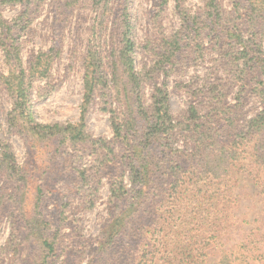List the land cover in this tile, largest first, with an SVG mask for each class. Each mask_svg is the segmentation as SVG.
I'll return each mask as SVG.
<instances>
[{
    "label": "trees",
    "instance_id": "16d2710c",
    "mask_svg": "<svg viewBox=\"0 0 264 264\" xmlns=\"http://www.w3.org/2000/svg\"><path fill=\"white\" fill-rule=\"evenodd\" d=\"M32 1L0 0V11L4 4L22 2L28 12ZM92 1L103 9L101 34L106 33L104 19L114 4L120 15L107 34V55L103 56L101 37L85 59V99L79 124L42 127L34 123L30 88L36 79L49 76L55 48L37 55L25 67L16 36L19 27L5 20L1 12L0 41L10 69L0 81L14 99V125L23 120L27 126L34 124L32 130L41 127L53 136L63 132L78 143L80 151L92 149V156L100 163L94 176L77 171L80 191L85 189L94 196L103 171L111 173L108 215L96 249L99 264H209L210 253L218 246L221 252L217 264H264V223L258 230L244 232L230 213L240 196L236 192L239 173L259 184L264 207V0H236L235 11H243L241 23L224 29L235 39V47L229 50L234 52L224 54L225 49L221 58L242 83L236 103L227 102L229 85L216 70L211 86L201 89L196 85L192 99L198 103H192L179 119L171 112L165 82L155 86L151 107H145L147 79L134 67V25L126 0ZM184 16L188 33L200 41L197 51L201 53L207 31L222 27L220 6L216 0H209L203 14ZM166 56L172 71H185L192 55L186 45L176 41ZM99 87L104 97L122 98L118 111L109 110L112 141L92 138L86 132L88 108ZM252 95L261 109L248 117L246 108ZM1 155V172L6 170L8 179L15 182L18 174L12 154L4 150ZM93 180L96 187L91 186ZM38 202L43 203L41 198ZM87 203L94 205L92 199ZM35 214L34 221L41 226L39 239L49 257L55 252V241L49 236L55 222L39 203ZM235 233L241 234L242 241L231 237Z\"/></svg>",
    "mask_w": 264,
    "mask_h": 264
},
{
    "label": "rangeland",
    "instance_id": "374dc122",
    "mask_svg": "<svg viewBox=\"0 0 264 264\" xmlns=\"http://www.w3.org/2000/svg\"><path fill=\"white\" fill-rule=\"evenodd\" d=\"M208 1L168 0L162 4V0H126L129 19L134 25V67L147 79L146 108L151 107L155 86L165 82L171 112L175 118H181L192 103H198L192 99L196 85L201 89L211 86L216 70L218 77L229 85L227 102L236 103L242 83L237 81L235 70H230L227 61L222 60L221 52L225 49L224 54L234 52L229 50L235 47V39L224 29L240 24L243 11H235L236 0H216L223 15L222 27L207 31L201 53H198L200 41L193 38V33H188V19L184 15L193 18L203 14ZM29 7L25 12L22 2L7 3L0 12L5 20L19 27L20 34L16 36L25 67L28 68L37 55L55 48L49 76L36 79L30 88L32 119L42 127L77 125L85 99L84 62L90 48L102 38L103 56L107 55V34L120 15L117 5L106 15V33L102 34L99 30L103 9L92 0H34ZM23 13L25 15L21 16ZM176 41L181 46L186 45L192 55L185 71L183 68L172 71V64L166 58L168 49L172 50ZM9 69L0 41V79L8 75ZM121 101L119 95L112 99L104 97L100 87L95 91L86 120V132L92 138L114 139L109 110L118 111ZM13 108L14 99L0 81V158L4 150L12 154L18 174L12 182L6 170L1 172L0 165V264H99L100 254L96 249L108 215L111 173L103 171L104 177L94 196L85 189L80 191L77 171L85 170L94 176L100 163L92 156V149H81L82 153L79 146L76 147L78 143L65 137L63 132L53 136L41 127L32 130L34 124L27 126L23 120L14 125ZM260 109L261 104L252 95L246 108L248 117ZM239 174L236 192L240 196L238 203H233L231 216L237 217L244 232L258 230L261 222L264 223L261 188L252 178L247 180ZM94 182L91 181V186L96 187ZM38 198L43 203L38 202ZM89 199L94 205L87 203ZM38 203L55 222L56 230L49 233L55 241V252L49 257L39 239L41 226L34 221ZM240 236L235 233L231 237ZM220 252L219 246L211 251L209 264H217Z\"/></svg>",
    "mask_w": 264,
    "mask_h": 264
}]
</instances>
